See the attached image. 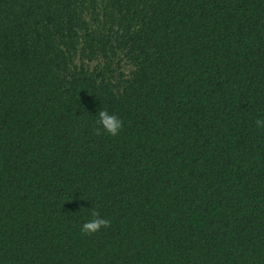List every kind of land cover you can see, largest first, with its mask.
<instances>
[{"label":"trees","instance_id":"obj_1","mask_svg":"<svg viewBox=\"0 0 264 264\" xmlns=\"http://www.w3.org/2000/svg\"><path fill=\"white\" fill-rule=\"evenodd\" d=\"M260 117L264 0H0V264H264Z\"/></svg>","mask_w":264,"mask_h":264},{"label":"clouds","instance_id":"obj_2","mask_svg":"<svg viewBox=\"0 0 264 264\" xmlns=\"http://www.w3.org/2000/svg\"><path fill=\"white\" fill-rule=\"evenodd\" d=\"M95 123L98 125L97 135L107 134L108 136H116L122 128V121L113 113L105 109H100L95 113ZM257 129H264V117L255 120ZM110 220L103 218L95 210H90L89 218L85 219L80 226V233L83 235H91L97 233L101 228H107Z\"/></svg>","mask_w":264,"mask_h":264}]
</instances>
